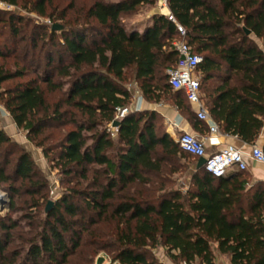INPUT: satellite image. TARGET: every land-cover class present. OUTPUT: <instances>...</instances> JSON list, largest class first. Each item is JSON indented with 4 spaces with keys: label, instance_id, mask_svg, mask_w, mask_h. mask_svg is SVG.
Listing matches in <instances>:
<instances>
[{
    "label": "trees",
    "instance_id": "obj_1",
    "mask_svg": "<svg viewBox=\"0 0 264 264\" xmlns=\"http://www.w3.org/2000/svg\"><path fill=\"white\" fill-rule=\"evenodd\" d=\"M21 1L62 28L0 9V104L67 187L46 212L48 181L0 128L9 206L0 264H95L101 253L110 263L164 264L152 252L159 246L174 263L214 264L213 244L230 264H264V189L246 188V170L214 177L196 168L155 111L132 110L109 127L131 101L127 79L145 100L195 118L166 73L178 59L174 23L157 13L142 28L122 20L154 0ZM167 3L202 57L195 75L208 114L254 143L264 127V0ZM177 172L188 178L184 189L166 187Z\"/></svg>",
    "mask_w": 264,
    "mask_h": 264
},
{
    "label": "built area",
    "instance_id": "obj_2",
    "mask_svg": "<svg viewBox=\"0 0 264 264\" xmlns=\"http://www.w3.org/2000/svg\"><path fill=\"white\" fill-rule=\"evenodd\" d=\"M159 13L166 16L174 23L179 39L174 42L178 54L176 64L167 70L168 82L173 90H180L184 93L187 101L196 107V117L203 121H209V134L214 135L219 132L217 124L212 120L207 110L204 108L199 90V80L195 75L197 65L202 61L201 55L193 52L191 46L185 40V29L177 22L168 8L167 0H156ZM0 6L6 10H11L13 5L0 1ZM49 22V21H48ZM135 101L129 106H118L115 108V120H120L132 110H139L138 104L141 96L135 90ZM111 129H115L110 125ZM179 147L188 154L205 159L204 169L214 177H223L229 170H246L248 159L253 162L264 164V151L260 146L251 145L249 153L245 155L240 149L233 145H225L213 153H207L202 140L193 134L180 131L174 137ZM8 208V197L5 192L0 190V215L3 216ZM264 224V218L262 220Z\"/></svg>",
    "mask_w": 264,
    "mask_h": 264
},
{
    "label": "crops",
    "instance_id": "obj_3",
    "mask_svg": "<svg viewBox=\"0 0 264 264\" xmlns=\"http://www.w3.org/2000/svg\"><path fill=\"white\" fill-rule=\"evenodd\" d=\"M258 44L261 45V41L257 40ZM139 91V89H137ZM140 92V91H139ZM141 96V93H140ZM202 101V100H201ZM139 110H151L157 112L162 118L164 123L165 132L174 139L176 134L180 131H185L193 134L197 138L203 141L205 150L207 153H213L225 145H233L240 149L245 155L249 153L251 145L255 144L262 147L264 144V127L259 133L257 139L254 143H246L236 136L226 134L219 129L216 134H209V121H203L196 117V107L190 105L195 118L189 120L183 113L179 112L173 105L163 102H150L144 98H140L138 102ZM203 104V101H202ZM204 106V104H203ZM206 109V107L204 106ZM213 120V119H212ZM0 128H2L13 140L17 143L22 144L26 149L27 143L30 148L27 150H32L33 147L25 138L18 133V129L13 122L11 116L6 112L3 106L0 104ZM237 170H229L226 175H229ZM248 174V183L246 188H258L259 186L264 189V164L253 162L248 159V167L246 169ZM260 206H264V198L260 202ZM212 250L214 253V264H230L229 256L226 254H221L217 250V245H212ZM96 264V262H95ZM196 264H199L196 262Z\"/></svg>",
    "mask_w": 264,
    "mask_h": 264
},
{
    "label": "rangeland",
    "instance_id": "obj_4",
    "mask_svg": "<svg viewBox=\"0 0 264 264\" xmlns=\"http://www.w3.org/2000/svg\"><path fill=\"white\" fill-rule=\"evenodd\" d=\"M22 6H23V2L21 0H19V4L16 6H13V8L9 11H14V12L20 13L21 15H23L25 17L31 18L36 23H43V24H46L48 26L51 25L47 19L39 17L34 12L28 11V9H29L28 4H26V8L22 7ZM0 9L6 10V9H4V7L2 8V6H0ZM153 13L160 14L156 0H154V4H152V5H149V4L138 5L134 11H132L130 13L123 14L122 20L124 21V24H125L127 29H131L133 27L142 28L147 23V21L149 20L150 15H152ZM124 84L126 85V87L128 88V90L131 93V101L128 104L130 106L133 103V101H135V97H136L135 90H137L138 88H137V85L134 82H132L130 79H127L124 82ZM110 129H111V127H110ZM111 130L115 131V129H111ZM17 131H18V133L21 134V136L25 135V131H23L21 129H18ZM20 145H22V144H20ZM29 148H30V145H28V143H27L26 149H29ZM31 149L32 150L31 151L29 150V151H30L31 156L33 157L35 163L37 164L35 167V171L37 172V175L43 177V179H46L48 181V188L46 190L47 198H48V200L55 201L57 198H59L61 196V194L64 192V189L67 187V184L62 182L64 177L62 174L58 173L57 169L53 168L52 165L49 162H47L45 158H43L39 148H36L33 146ZM9 172H12V170L9 169ZM170 178L172 179V181H175V182H167L166 187H174L175 188V187L183 186L186 183V181L188 180L186 175L178 173V172L176 174L170 175ZM183 189H184V186H183ZM8 210H9V206H8L7 210L4 212L3 216L8 213ZM21 213L22 212H19V211L18 212H11L10 215L14 219H21V217H22ZM22 221L24 222L25 220H22ZM152 252L154 253L155 257L159 261L163 262L164 264H183V263L172 262L169 259V257L167 256V254L165 253V250L160 246L153 249ZM109 260L110 259L107 257V255H105L104 253H101L97 257L95 262H96V264H116V263H110Z\"/></svg>",
    "mask_w": 264,
    "mask_h": 264
},
{
    "label": "water",
    "instance_id": "obj_5",
    "mask_svg": "<svg viewBox=\"0 0 264 264\" xmlns=\"http://www.w3.org/2000/svg\"><path fill=\"white\" fill-rule=\"evenodd\" d=\"M61 28H62V27H61V25H59V24H52V25H51V29H53V30H60ZM246 32L249 33L248 30H246ZM118 123H119V122H118L117 120H115V121L112 122L111 125H112L113 127H116V126L118 125ZM204 162H205V159H204L203 157H199L198 160H197V163H196V168L204 167ZM52 204H53V202H52L51 200L47 202V205H46V207H45V211H46V212H48V211L50 210Z\"/></svg>",
    "mask_w": 264,
    "mask_h": 264
}]
</instances>
